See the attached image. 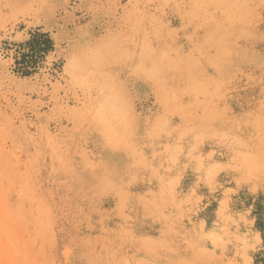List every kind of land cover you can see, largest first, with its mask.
Segmentation results:
<instances>
[{
  "label": "rangeland",
  "instance_id": "1",
  "mask_svg": "<svg viewBox=\"0 0 264 264\" xmlns=\"http://www.w3.org/2000/svg\"><path fill=\"white\" fill-rule=\"evenodd\" d=\"M0 264H264V0H0Z\"/></svg>",
  "mask_w": 264,
  "mask_h": 264
}]
</instances>
